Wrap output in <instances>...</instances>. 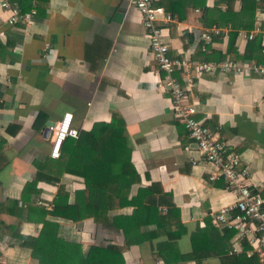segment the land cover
<instances>
[{
    "label": "crops",
    "instance_id": "1",
    "mask_svg": "<svg viewBox=\"0 0 264 264\" xmlns=\"http://www.w3.org/2000/svg\"><path fill=\"white\" fill-rule=\"evenodd\" d=\"M216 1L153 0V5L170 17L158 21L170 57L193 62L228 59L232 23L241 25L233 43L237 55L252 38L256 42L260 38L261 44L264 31L256 26L259 21L264 28V10L254 7L252 14L251 9L242 13V1L233 0L230 14L225 4L214 7ZM11 2L22 12H34L29 23L9 26V12L0 11V40L7 44L0 50V161H7L0 170V212L7 203L16 207L5 213L4 227L12 223L23 237H36L43 222L49 221L56 239H47L42 255L52 260L63 257L65 244L79 247L82 257L92 246L102 247L105 251L101 255L106 258L110 254L106 255V246L126 242L129 229L124 231L127 225L123 219L132 214V206L111 210L105 224L91 217L71 220L49 213L59 186L73 204L84 180L64 171L51 173L48 166L56 158L49 153L52 130L49 127L45 132L46 120H51L53 127L69 111L73 126L89 130L93 123L109 122L117 113L126 124L132 145L130 160L140 184H159L178 210V220L172 225L149 223L133 230L132 242L119 262H260L247 237L211 218L221 206L232 204L236 194L225 188L224 179L215 175L217 167L204 161L194 146L185 150L189 137L173 112L169 96L158 85L162 73L144 36L139 11L130 0ZM225 14L221 26L207 24L208 16ZM242 16L249 21L240 23ZM251 23V29L245 28ZM213 27L218 33H212L209 42L202 40L200 34ZM44 48L50 56L42 55ZM249 53L250 61L264 62L258 48ZM175 76L186 89V73L175 72ZM193 80L184 99L195 107L192 115L240 153L239 167L246 169L248 184L264 193V77L214 71L194 75ZM39 111L46 120L35 128ZM48 177H53L52 181ZM159 211L164 213L165 205L159 206ZM178 231L180 235L171 239ZM0 233V264H43L29 247L20 245L22 238L6 230ZM143 235L146 237L141 239Z\"/></svg>",
    "mask_w": 264,
    "mask_h": 264
},
{
    "label": "trees",
    "instance_id": "2",
    "mask_svg": "<svg viewBox=\"0 0 264 264\" xmlns=\"http://www.w3.org/2000/svg\"><path fill=\"white\" fill-rule=\"evenodd\" d=\"M241 1L242 6L239 11L242 13H246L247 10L251 9L252 14L254 7L264 10V0ZM219 4L227 5V10H230L228 13H233L231 12L233 0H218L214 7ZM226 15H216L215 18L207 15V24L215 22V25L219 27L221 26L220 21L224 20ZM239 19L240 23L249 21L245 17H239ZM239 25V23L238 25L232 23L229 46L227 48L228 59L248 62L251 57L249 50L253 48H258L259 54L263 56L261 44L259 43L260 38L259 42H256L255 38L248 40L244 52L240 56L237 55L233 43L237 36ZM245 28L251 29L252 23ZM3 47H7V44L0 40V50ZM45 120L46 115L39 111L35 117L34 127L39 128ZM131 149L132 145L128 139L126 124L119 114L114 113L109 122H95L89 130L78 129L76 138L67 137L62 143L60 156L54 159L52 163H49L48 166L49 169L51 168V173L57 170L61 171L60 173L64 171L79 175L84 180V188L76 192L73 204L68 203V193L64 187L62 185L58 187L52 208L49 211L52 216L71 220L91 217L96 223L105 224L109 220L108 214L111 210L125 206L134 208L132 214L126 217V221L123 219V222H126L125 224L127 225V227H124V231L129 229V234L126 233V235L128 234L126 242L120 246H106V255L110 253L106 258L101 255L105 251L102 247L92 246L86 257H82L77 252L79 247L66 244L62 249L63 257L53 260L45 258L42 255V249L45 248L47 239H56L55 230L52 227L53 224L45 220L36 237L25 238L19 233L18 227H13L12 223L5 224L7 228L2 223L5 213H10L13 209H16V207H10L8 203L2 206V211L0 212V231L6 230L9 235L22 238L20 245L29 247L32 255L43 264H123L121 261L119 262V258L122 257L124 249L132 242L130 235L134 233L133 230H137L142 225L149 223H156L157 226L172 225L175 220L176 222L178 220V210L170 194L165 193L157 183H152L148 186L140 184V178L130 160ZM6 164V160L0 161V170ZM43 165L45 166L46 163ZM52 178L48 177L46 179L52 181ZM36 182L37 179L33 180L32 184L35 185ZM29 185L31 183L26 185L25 188L27 189ZM136 185H138V188L133 192V187ZM161 205H165L164 213L159 211V206ZM3 227L5 229H2ZM180 233L178 231L176 234L171 235L172 238H170L176 239ZM1 235L2 233H0V237ZM145 237L143 235L141 239ZM255 255L258 258V255ZM111 257L112 261H110ZM259 263L258 260L257 264Z\"/></svg>",
    "mask_w": 264,
    "mask_h": 264
},
{
    "label": "built area",
    "instance_id": "3",
    "mask_svg": "<svg viewBox=\"0 0 264 264\" xmlns=\"http://www.w3.org/2000/svg\"><path fill=\"white\" fill-rule=\"evenodd\" d=\"M131 4L139 11L144 26V36L149 41L150 49L156 59L157 67L162 73L158 85L169 96L175 116L181 120L189 137L190 143L185 150H191V145L200 153L204 161L217 167L216 176L225 181V188L236 194L232 204L221 206L211 213L214 222L233 229L240 237H247L260 259L259 264H264V193L250 187L247 182L246 169L240 168V153L230 149L229 145L217 138L203 121L196 119L192 114L196 111L192 104L184 101L186 90L193 84V76L203 73L219 71L223 74H256L264 77V62L224 60H203L193 62L189 58H172L168 55V45L163 39L162 28L158 25L160 18H170L162 8L154 6L153 0H130ZM0 11L9 12L6 23L15 26L17 23H29L30 12H22L11 0H0ZM256 30L264 31L259 21ZM212 33H218V28L206 29L200 38L209 42ZM252 38V33L248 34ZM43 56H50L49 49H43ZM261 52L264 58V34L261 42ZM186 73V89H184L175 72ZM193 72V75L190 73ZM50 156L58 158L61 146L67 137L78 136V129L73 126V115L64 112L57 123L50 127ZM214 178V175L211 176ZM3 263V262H2Z\"/></svg>",
    "mask_w": 264,
    "mask_h": 264
},
{
    "label": "water",
    "instance_id": "4",
    "mask_svg": "<svg viewBox=\"0 0 264 264\" xmlns=\"http://www.w3.org/2000/svg\"><path fill=\"white\" fill-rule=\"evenodd\" d=\"M52 121L51 120H46V122H45V132L47 133V132H49V127H51L52 126Z\"/></svg>",
    "mask_w": 264,
    "mask_h": 264
},
{
    "label": "rangeland",
    "instance_id": "5",
    "mask_svg": "<svg viewBox=\"0 0 264 264\" xmlns=\"http://www.w3.org/2000/svg\"><path fill=\"white\" fill-rule=\"evenodd\" d=\"M2 261V260H1Z\"/></svg>",
    "mask_w": 264,
    "mask_h": 264
}]
</instances>
